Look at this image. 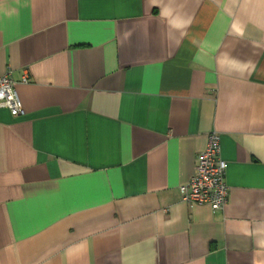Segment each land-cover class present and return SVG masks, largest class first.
Wrapping results in <instances>:
<instances>
[{"label":"crops","instance_id":"1","mask_svg":"<svg viewBox=\"0 0 264 264\" xmlns=\"http://www.w3.org/2000/svg\"><path fill=\"white\" fill-rule=\"evenodd\" d=\"M7 71L0 264H264V0H0ZM212 131L216 211L179 191Z\"/></svg>","mask_w":264,"mask_h":264},{"label":"built area","instance_id":"2","mask_svg":"<svg viewBox=\"0 0 264 264\" xmlns=\"http://www.w3.org/2000/svg\"><path fill=\"white\" fill-rule=\"evenodd\" d=\"M22 81L28 82L29 78L24 75ZM0 107L7 108L13 116L24 113L11 71L0 73ZM226 169L227 162L221 157L219 134L212 131L205 148L197 155L193 176L179 187L181 201L187 205L207 204L214 211L223 209L229 193Z\"/></svg>","mask_w":264,"mask_h":264}]
</instances>
